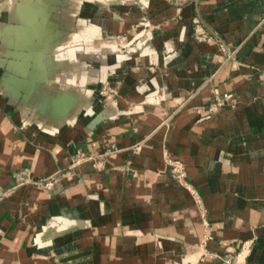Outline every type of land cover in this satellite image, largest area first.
I'll list each match as a JSON object with an SVG mask.
<instances>
[{"label":"crops","instance_id":"crops-1","mask_svg":"<svg viewBox=\"0 0 264 264\" xmlns=\"http://www.w3.org/2000/svg\"><path fill=\"white\" fill-rule=\"evenodd\" d=\"M77 2L0 5V64L11 55L15 72L10 84L2 77L0 103L10 110L26 91L19 111L0 112V186L25 165L62 175L0 203V264H224L245 242L242 264H264V0ZM86 2L113 20L79 18L64 31ZM116 32L127 36H89ZM136 40L141 51L118 53ZM86 41L109 63L82 62ZM73 42L82 52L52 57ZM84 65L117 96L100 104ZM164 153L184 164L199 207L166 174Z\"/></svg>","mask_w":264,"mask_h":264},{"label":"rangeland","instance_id":"rangeland-1","mask_svg":"<svg viewBox=\"0 0 264 264\" xmlns=\"http://www.w3.org/2000/svg\"><path fill=\"white\" fill-rule=\"evenodd\" d=\"M3 2V0H0V5ZM72 2H76V4L80 5V3L77 2V0L73 1V0H55V5H57L60 9L63 7V5H71ZM85 2V0H84ZM87 3V7L84 8V13H81V7L80 6H76V12L74 13H70L68 12L70 18L68 20V24L67 27L64 28V31L71 33V32H75L76 31V22L77 19L81 18L82 20H84L86 23H88L92 18H96L98 20H108L111 21L113 19H111L110 15L107 14L104 11V8H101V10L97 11L98 13L93 14V9L94 7L98 6L97 3L95 2H86ZM100 7V6H98ZM50 14H54V13H50ZM63 14L61 13V11H59V16H62ZM0 18H2V11L0 9ZM61 29V28H60ZM146 32V31H145ZM198 33H195L194 31V35L193 37L196 39ZM145 34H142V38L144 37ZM90 38L95 41V42H104V41H110V40H115L118 41V39L124 38L127 36L126 32H122V33H118L116 32L115 34H113L112 38H108L103 36L104 38H99L98 35L95 34H89ZM141 38V37H140ZM209 39V37H207ZM139 40V39H138ZM138 40L132 42L131 44L129 43L128 46H118L117 50L118 53L121 55H129L132 54L133 52H129L128 48H133L134 51H141L143 46L142 45H137ZM197 40V39H196ZM198 41V40H197ZM89 42V41H88ZM131 42V41H130ZM85 44V47L82 46V42L79 44L78 42H73L70 43L69 45L63 46V55L68 57V55L72 54L71 51L75 50L76 47L81 46L82 48L84 47L85 51L83 52V57L81 59L82 62H87V61H95L97 62L98 66L101 65H105L109 63V59L105 56H107L109 53L107 52H101L100 53H92L93 50H91L90 48H96L97 49V45L95 47V45H92L87 43V42H83ZM108 43V42H107ZM106 47V46H105ZM107 47H113L110 45H107ZM108 48H105L104 50H107ZM119 48V49H118ZM95 50V49H94ZM96 51V50H95ZM102 51V50H101ZM52 57L54 59H56L55 56L52 55ZM126 57V56H125ZM1 61L2 63L0 64V85H1V80L2 77L5 75L6 79L5 81L8 82V84H10L11 82H13L12 80V75L15 73L13 71H11L8 67H7V61L12 60V56L11 55H7V56H3L1 57ZM91 67V66H86L84 65V70L88 73V78L91 81H94V85H92L91 90L93 91V93L97 96L100 104H104L106 103L107 99L104 98V95H108L110 98H113L115 96H117V91L116 89H113L110 86V83L108 80H100V75H99V67ZM19 79H23V77H20ZM57 82H60L59 78L55 79ZM89 85H84L83 87L85 89H88ZM13 85L11 86V88L13 89ZM82 87V86H80ZM82 87V88H83ZM15 89V88H14ZM17 90V89H15ZM26 95V91L24 89H20L19 92L17 93V97L15 99L14 102H11V107L10 110H6L4 105L0 103V112H4L7 116H11L15 113V111H19L21 108L20 105V101L24 98V96ZM32 103H35V101H33ZM21 126V125H20ZM19 126V127H20ZM15 129H18V127L16 125H14ZM20 137H22V133L20 134ZM166 163V161H165ZM99 165V169L101 171H103L104 168V164H98ZM167 165V163H166ZM167 167V166H166ZM167 170V169H166ZM168 175V173H166ZM62 175L61 173H53L47 176H39V177H34L30 175V171L27 165H25L24 167H21L20 169H17L15 171H12L11 173V180L8 182L7 185H1L0 186V203L3 202V200H5L9 195L12 194V192L20 186L26 185L27 183H32V184H36L39 188L41 189H46L49 190L51 189L56 183H58L61 179ZM39 226V224H37ZM36 225V226H37Z\"/></svg>","mask_w":264,"mask_h":264},{"label":"built area","instance_id":"built-area-1","mask_svg":"<svg viewBox=\"0 0 264 264\" xmlns=\"http://www.w3.org/2000/svg\"><path fill=\"white\" fill-rule=\"evenodd\" d=\"M193 22L194 24H197L196 21H193ZM196 39L198 41H208L209 40L202 33H198L196 36ZM218 47L221 50H223V46L221 44H219ZM257 81L260 82L264 88V69L258 71ZM214 103L216 106H218L221 104V101L219 99H215ZM164 157L167 163L166 173H168L169 178L172 181L176 182L177 185L185 189L191 195L194 203L199 207L201 200L199 196L197 195L195 189L190 185V183L186 179V171H185L184 164L181 161L170 157L168 153H164ZM199 212L201 213L202 216L204 215L203 209L199 210ZM202 223L204 226L206 225L205 220H203ZM247 248H248L247 243L246 242L243 243L241 246V249L234 255V257L232 259H229V258L225 259L224 263L242 264L243 259L245 255L247 254Z\"/></svg>","mask_w":264,"mask_h":264},{"label":"bare ground","instance_id":"bare-ground-1","mask_svg":"<svg viewBox=\"0 0 264 264\" xmlns=\"http://www.w3.org/2000/svg\"><path fill=\"white\" fill-rule=\"evenodd\" d=\"M78 38H80V37H78ZM87 43H89V44H91L92 43V45H95V47H96V43L95 42H93V41H86ZM80 44V43H79ZM62 49H63V46L62 45H60V46H57L54 50H53V56H55L56 57V61H62L63 59H68V57H66V56H64L63 55V51H62ZM94 49H96V48H94ZM82 50H83V48L81 47V46H79V47H76L75 48V50H73V51H71L72 52V54H74V53H77V52H82ZM96 50H99V51H101L102 49H101V47L99 46V45H97V49ZM103 51V50H102ZM31 185V184H30ZM240 257H241V255H240ZM224 264H227V263H224Z\"/></svg>","mask_w":264,"mask_h":264}]
</instances>
